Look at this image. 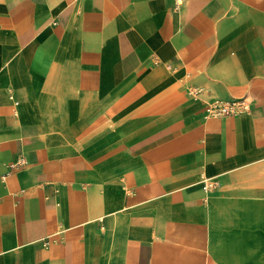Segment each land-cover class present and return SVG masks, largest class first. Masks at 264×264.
<instances>
[{
    "label": "crops",
    "instance_id": "1",
    "mask_svg": "<svg viewBox=\"0 0 264 264\" xmlns=\"http://www.w3.org/2000/svg\"><path fill=\"white\" fill-rule=\"evenodd\" d=\"M0 264H264V0H0Z\"/></svg>",
    "mask_w": 264,
    "mask_h": 264
},
{
    "label": "built area",
    "instance_id": "2",
    "mask_svg": "<svg viewBox=\"0 0 264 264\" xmlns=\"http://www.w3.org/2000/svg\"><path fill=\"white\" fill-rule=\"evenodd\" d=\"M174 8L177 9L182 0H173ZM250 110L249 98L245 95L229 99H217L210 102L206 108L209 116H234Z\"/></svg>",
    "mask_w": 264,
    "mask_h": 264
}]
</instances>
